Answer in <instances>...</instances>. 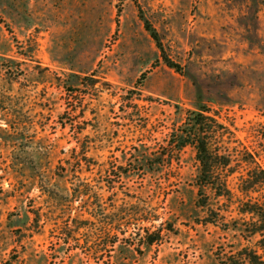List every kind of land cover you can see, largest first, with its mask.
Returning <instances> with one entry per match:
<instances>
[{"label":"rangeland","instance_id":"1","mask_svg":"<svg viewBox=\"0 0 264 264\" xmlns=\"http://www.w3.org/2000/svg\"><path fill=\"white\" fill-rule=\"evenodd\" d=\"M201 109L216 142L175 148ZM254 257L264 0H0V264Z\"/></svg>","mask_w":264,"mask_h":264},{"label":"trees","instance_id":"2","mask_svg":"<svg viewBox=\"0 0 264 264\" xmlns=\"http://www.w3.org/2000/svg\"><path fill=\"white\" fill-rule=\"evenodd\" d=\"M148 30L149 27H148ZM154 39H156L157 42L158 39L156 34H153ZM164 60L167 64V66L171 69H175L176 71H179V67L172 63L170 59L167 57H164ZM207 111L205 109H201L199 112L196 111H187V116L188 118L184 122L183 126L179 129L178 134L176 136V142H175V148L177 149H183L187 146H193L198 150V153H207L208 152V145L209 143L207 142V137L202 138V134H205L208 129H212V126L210 125L212 122L214 123V143L215 141V133L219 132V130L222 127L215 119H212L211 117H207L205 114ZM217 146H214V168H217V166L220 163V160L217 159V152L218 150ZM155 240H151L149 244H153ZM252 264H263L259 263L258 258L254 257Z\"/></svg>","mask_w":264,"mask_h":264}]
</instances>
